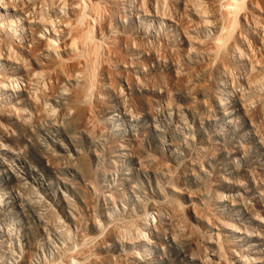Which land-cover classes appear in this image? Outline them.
Wrapping results in <instances>:
<instances>
[{
  "label": "rangeland",
  "instance_id": "374dc122",
  "mask_svg": "<svg viewBox=\"0 0 264 264\" xmlns=\"http://www.w3.org/2000/svg\"><path fill=\"white\" fill-rule=\"evenodd\" d=\"M235 1L0 0V264H264V13Z\"/></svg>",
  "mask_w": 264,
  "mask_h": 264
},
{
  "label": "bare ground",
  "instance_id": "6f19581e",
  "mask_svg": "<svg viewBox=\"0 0 264 264\" xmlns=\"http://www.w3.org/2000/svg\"><path fill=\"white\" fill-rule=\"evenodd\" d=\"M233 4H232L233 6L231 8L232 12H234L235 14H237L239 12V16L243 19L246 18L249 11L260 10L264 13V0H248L247 3H244V1L243 2L242 1H235ZM77 8H79V7H77ZM232 23L236 24L234 22H232ZM234 36L237 37L238 32L234 31Z\"/></svg>",
  "mask_w": 264,
  "mask_h": 264
}]
</instances>
